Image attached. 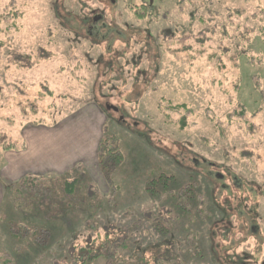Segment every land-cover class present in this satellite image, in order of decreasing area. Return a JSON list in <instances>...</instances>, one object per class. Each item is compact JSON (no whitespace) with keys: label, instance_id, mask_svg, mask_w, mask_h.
I'll use <instances>...</instances> for the list:
<instances>
[{"label":"rangeland","instance_id":"obj_1","mask_svg":"<svg viewBox=\"0 0 264 264\" xmlns=\"http://www.w3.org/2000/svg\"><path fill=\"white\" fill-rule=\"evenodd\" d=\"M42 126L78 152L77 173L52 181L88 176L102 196L128 189L127 202L151 173L209 177L228 216L217 245L264 264V0H0V208ZM102 137L124 158L113 172Z\"/></svg>","mask_w":264,"mask_h":264},{"label":"trees","instance_id":"obj_2","mask_svg":"<svg viewBox=\"0 0 264 264\" xmlns=\"http://www.w3.org/2000/svg\"><path fill=\"white\" fill-rule=\"evenodd\" d=\"M10 16L11 26H17L14 13ZM108 140L102 137L99 143L98 161L102 170L113 172L124 158L120 146L113 149ZM179 171L149 174L127 202L128 189L113 187L115 193L102 196L88 176L69 181L72 175H64L63 181L53 182L49 176L24 175L2 199L0 264H192L195 259L202 264H247V258L218 246L220 240L213 235L228 220L216 196L217 184L193 170ZM179 181L184 182L180 191ZM162 207L170 209L167 220L159 214ZM110 227L113 231L108 232ZM98 229L103 230L100 244L93 239L77 249L83 231ZM164 245L171 248L162 251ZM188 247L196 249V256L183 254ZM148 250L152 259L146 257Z\"/></svg>","mask_w":264,"mask_h":264},{"label":"crops","instance_id":"obj_3","mask_svg":"<svg viewBox=\"0 0 264 264\" xmlns=\"http://www.w3.org/2000/svg\"><path fill=\"white\" fill-rule=\"evenodd\" d=\"M41 128L43 130L31 128L32 134H30V138L32 137V139L26 141L23 151L18 150V153L21 154L20 163L24 164L22 172H25V175L48 176L47 174L49 173H66L76 168L73 165L77 161L78 152L73 154L70 151L71 141L58 139L57 137L60 134H54L58 133V130L53 131L46 126H42ZM40 134H46V137H38Z\"/></svg>","mask_w":264,"mask_h":264},{"label":"water","instance_id":"obj_4","mask_svg":"<svg viewBox=\"0 0 264 264\" xmlns=\"http://www.w3.org/2000/svg\"><path fill=\"white\" fill-rule=\"evenodd\" d=\"M153 0H151V2H152Z\"/></svg>","mask_w":264,"mask_h":264}]
</instances>
